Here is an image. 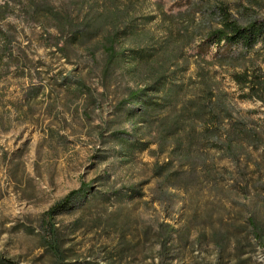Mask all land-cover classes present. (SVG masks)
<instances>
[{
  "label": "rangeland",
  "instance_id": "374dc122",
  "mask_svg": "<svg viewBox=\"0 0 264 264\" xmlns=\"http://www.w3.org/2000/svg\"><path fill=\"white\" fill-rule=\"evenodd\" d=\"M220 1L234 13L247 8L248 13L264 17V0ZM3 2L0 0V4ZM49 2L60 8L66 7L68 0ZM157 2L141 0L135 7V16L137 23H147L146 30L160 40L167 28L157 16ZM176 3L162 0L163 12H177ZM150 17L155 20L145 21ZM0 25L4 29L9 25L17 28V42L33 61L23 63L3 57L0 63L1 258L14 264H54L41 228L42 215L84 183L94 194L82 196L70 211L54 219L65 264H264V237L263 242H258L239 228L246 227L244 223L252 214L264 231V191L261 187L256 192L249 189L250 196L244 199L241 190L248 177L264 184V162L259 173L251 166L244 171L246 175L233 173L228 184L233 186L231 198L237 202L235 205L214 201L194 190L177 192L172 205L154 203L156 181L151 178V167L155 159L147 152L137 154L128 163L111 156L100 163L96 158L100 129L113 119L111 113L123 90L136 86L132 74L109 81L103 78L98 65L83 58L80 63H65L54 49L45 47V35L54 31L26 23L17 8ZM147 39L143 36L140 41L143 44ZM16 48L13 45L15 55ZM194 52L192 48L186 50L191 65L186 76L194 72ZM214 53L211 49L206 60H213ZM256 57L264 71V53ZM36 68L40 75H36ZM210 70L232 94L233 104L243 117L264 120L261 103L236 98L237 89L225 69L214 65ZM63 78L70 82L68 89L61 86ZM37 79H41L40 83ZM78 80L88 91H76ZM31 84L42 85L43 92L27 102L25 92ZM260 156V152L253 154L257 161ZM219 165L234 170L227 160ZM132 188L135 193H129ZM117 190H121L118 196L110 194ZM231 223L235 230L228 228L232 233L219 250L211 232L216 228L224 230ZM160 224L174 227L166 255L161 252L157 235Z\"/></svg>",
  "mask_w": 264,
  "mask_h": 264
},
{
  "label": "trees",
  "instance_id": "16d2710c",
  "mask_svg": "<svg viewBox=\"0 0 264 264\" xmlns=\"http://www.w3.org/2000/svg\"><path fill=\"white\" fill-rule=\"evenodd\" d=\"M140 1L68 0L66 7L58 8L49 0H4L0 4V23L17 8L26 23L54 31L45 35V47L54 49L65 63L83 58L98 65L103 78L109 81L132 74L136 86L123 90L111 113L113 119L100 129L96 151L100 163L110 156L128 163L137 154L147 152L155 159L151 167V178L156 181L154 203L172 205L177 192L187 194L194 190L197 194L206 193L214 201L235 205L237 202L231 198L233 186L228 181L235 171L246 175L244 171L250 166L260 172L264 162V120L243 117L233 104L232 94L221 86L210 67L225 69L237 89L238 100L257 101L264 107V71L256 57L264 53V17L248 13L247 8L234 13L220 0H174L177 12L166 13L162 0H158L157 16L167 28L158 40L146 30L147 23H137L135 7ZM153 20L150 17L145 21ZM19 33L13 25L7 29L0 25V63L3 57L33 62L17 42ZM143 36L148 39L142 44ZM13 45L17 46L16 55ZM189 48L195 51V69L186 76L191 66L186 57ZM211 49L215 50L213 60L207 61ZM6 69L9 71V67ZM35 72L40 75L37 68ZM37 81L40 83L41 79ZM61 83L68 89L70 82L66 78ZM76 91L83 94L88 88L78 80ZM42 92V85L31 84L25 98L29 102ZM107 145L114 148L106 149ZM258 152L260 161L253 158ZM223 160L229 161L234 170L220 166ZM261 185L248 177L241 189L244 199L249 198V189L256 192L261 187L264 191V184ZM90 189L82 183L42 215L41 228L54 264H65L54 219L70 211L82 196L93 195ZM131 192L136 191L132 188ZM120 193L121 190L110 192L113 196ZM233 225L211 232L217 249L223 248L232 233L228 228L234 229ZM244 225L239 228L246 235L263 242V228L252 214ZM173 231L169 224L158 226L163 255L167 254ZM0 261L14 264L1 257Z\"/></svg>",
  "mask_w": 264,
  "mask_h": 264
}]
</instances>
